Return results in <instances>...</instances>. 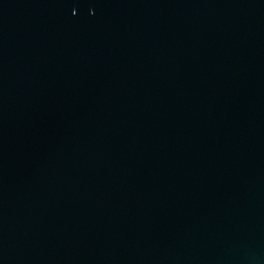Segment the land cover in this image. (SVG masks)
I'll use <instances>...</instances> for the list:
<instances>
[{"label":"water","instance_id":"1","mask_svg":"<svg viewBox=\"0 0 264 264\" xmlns=\"http://www.w3.org/2000/svg\"><path fill=\"white\" fill-rule=\"evenodd\" d=\"M0 264H264V0H0Z\"/></svg>","mask_w":264,"mask_h":264}]
</instances>
